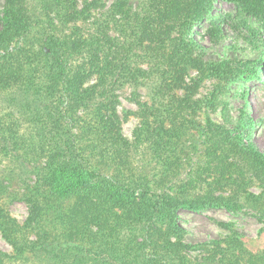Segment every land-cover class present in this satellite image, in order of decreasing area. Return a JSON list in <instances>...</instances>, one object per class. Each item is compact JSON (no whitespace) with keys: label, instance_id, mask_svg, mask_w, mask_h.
<instances>
[{"label":"trees","instance_id":"16d2710c","mask_svg":"<svg viewBox=\"0 0 264 264\" xmlns=\"http://www.w3.org/2000/svg\"><path fill=\"white\" fill-rule=\"evenodd\" d=\"M222 1L264 22V0ZM3 2L0 151L31 194L23 224L0 209L2 237L14 251L0 253V264H191L180 211L236 207L248 200V186H264V154L241 134L190 118L201 104L192 99L198 80L186 82L193 71L223 80L234 65L250 70L249 62L207 65L195 56L203 48L195 28L217 0ZM223 24L211 22L212 44L223 39ZM123 89L138 107L132 142L116 111ZM198 130L203 163L184 177L180 154ZM134 154L151 156L150 169L133 167ZM225 187L228 197L216 195ZM49 191L70 193L73 205L65 212L50 205ZM232 234L228 247L213 242L214 261L243 255ZM263 258L264 251L249 260Z\"/></svg>","mask_w":264,"mask_h":264},{"label":"rangeland","instance_id":"374dc122","mask_svg":"<svg viewBox=\"0 0 264 264\" xmlns=\"http://www.w3.org/2000/svg\"><path fill=\"white\" fill-rule=\"evenodd\" d=\"M76 1L82 3L84 0ZM3 7L4 2L0 0V28L3 25ZM216 19L223 21L225 31L223 39L218 44H212L206 32L211 22ZM195 33L198 42L203 45L202 49L196 51L195 56L203 64L242 61L250 63V70H240L234 65L232 76L223 80L210 79L193 71L186 82L189 87H193L191 78L198 80L199 88L192 99L201 104L196 114H190V118L201 126L209 121L241 134L244 143L251 144L254 151L264 154V22L248 16L234 4L217 0L213 13L196 26ZM94 82L95 79H91L88 86ZM129 94L128 89L118 92L116 111L121 121V135L132 142L134 132L140 126V119L138 107L128 100ZM141 101L151 103L146 92H142ZM201 133L198 130L193 133L191 140L186 139L184 152L180 154L184 177L203 163L205 146ZM150 158L147 154H134L131 159L132 166L140 169L146 164L150 169ZM44 162L45 160L40 159V163ZM13 166L0 151V183L8 188L0 189V209L8 211L19 224H23L28 217L23 198L31 193L25 191L17 175L11 173L14 171ZM206 175L208 183L217 178L215 172ZM34 182L35 178L32 177V184ZM246 192L248 200L241 201L239 205H244L241 209H238L239 205L234 207L221 204L180 211V224L186 231L183 242L191 248L188 252L191 264H220L217 262L219 257L215 261L212 259L214 257H210L214 249L212 244L221 242L222 248L228 247L225 241L233 232L245 251L238 261L232 258L230 263L225 264H257L249 259L250 255H259L264 251V218L260 211L264 206V186L255 181L246 188ZM56 193L49 194L50 205L59 207L64 212L68 211L74 203L73 195L67 192ZM215 193L224 197L231 194L229 187L217 189ZM0 253L14 255L13 248L2 237L1 231ZM259 264H264V258Z\"/></svg>","mask_w":264,"mask_h":264}]
</instances>
